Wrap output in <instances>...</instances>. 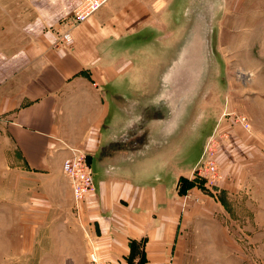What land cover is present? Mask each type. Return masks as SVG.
Segmentation results:
<instances>
[{"label": "crops", "instance_id": "0c3cea01", "mask_svg": "<svg viewBox=\"0 0 264 264\" xmlns=\"http://www.w3.org/2000/svg\"><path fill=\"white\" fill-rule=\"evenodd\" d=\"M81 1L37 0L27 30L0 47L1 151L13 152L29 198L17 210L24 253L45 264H88L90 250L105 264H206L218 242L233 245L240 198L229 183L191 180L197 161L180 163L182 89L163 83L152 49L173 0H109L59 45V21ZM71 146L87 153L95 185L79 202L61 168ZM180 177L193 184L180 191Z\"/></svg>", "mask_w": 264, "mask_h": 264}, {"label": "rangeland", "instance_id": "374dc122", "mask_svg": "<svg viewBox=\"0 0 264 264\" xmlns=\"http://www.w3.org/2000/svg\"><path fill=\"white\" fill-rule=\"evenodd\" d=\"M36 1L0 0V47L6 34L27 30ZM169 5L153 30L167 38L152 49L155 59L163 52L165 60L155 62L165 69L163 83L182 89L173 92L186 145L180 163L192 167L206 147L218 168L217 184L229 183L240 198L233 245L222 249L218 242L206 264H264V0ZM73 11L60 19L67 26L62 32L72 26L67 19ZM1 144L0 264H45L24 253L32 248L19 239L18 213L29 198L19 191L13 152H2Z\"/></svg>", "mask_w": 264, "mask_h": 264}, {"label": "built area", "instance_id": "2783aa9c", "mask_svg": "<svg viewBox=\"0 0 264 264\" xmlns=\"http://www.w3.org/2000/svg\"><path fill=\"white\" fill-rule=\"evenodd\" d=\"M107 1L109 0H82L75 7L67 22L69 21V24L73 25L76 22L84 21ZM59 37L58 41L62 44L72 41L69 31L62 32ZM203 150L204 152L191 171V180L203 181L204 184L209 186H216L217 181L220 179L217 165L214 164L210 151L208 152L206 147ZM61 168L63 175L70 183L72 197L75 202H79L86 194L93 192L95 185L87 153L80 148L68 147V155L63 158ZM88 255V264H105L94 250H90Z\"/></svg>", "mask_w": 264, "mask_h": 264}, {"label": "trees", "instance_id": "16d2710c", "mask_svg": "<svg viewBox=\"0 0 264 264\" xmlns=\"http://www.w3.org/2000/svg\"><path fill=\"white\" fill-rule=\"evenodd\" d=\"M179 180L182 182L181 187H180V191H181V190H184L185 187L183 186V184H184L185 182L187 183V186H191V185L193 184L192 181H189V180H187V179H185V178H183V177H180Z\"/></svg>", "mask_w": 264, "mask_h": 264}]
</instances>
